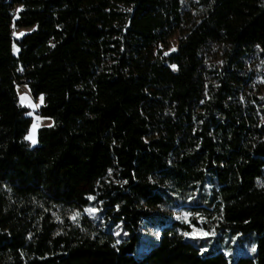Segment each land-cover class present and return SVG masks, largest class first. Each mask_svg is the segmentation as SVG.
I'll list each match as a JSON object with an SVG mask.
<instances>
[{
	"label": "trees",
	"instance_id": "obj_1",
	"mask_svg": "<svg viewBox=\"0 0 264 264\" xmlns=\"http://www.w3.org/2000/svg\"><path fill=\"white\" fill-rule=\"evenodd\" d=\"M260 60L264 0H0V264H264Z\"/></svg>",
	"mask_w": 264,
	"mask_h": 264
},
{
	"label": "rangeland",
	"instance_id": "obj_2",
	"mask_svg": "<svg viewBox=\"0 0 264 264\" xmlns=\"http://www.w3.org/2000/svg\"><path fill=\"white\" fill-rule=\"evenodd\" d=\"M28 31L29 30H21L20 29V30H17L16 35H21V33H25ZM178 46H179V38H178V36H176V37L172 38L171 40H169L167 43L157 46L156 49H161V50H163L164 53H170L173 51V49L176 50L178 48ZM18 53H19V48L16 45H14V54L17 55ZM252 66H253L252 68L253 69L255 68L254 69L255 72L258 74V76L255 80V83L253 85V94H257L260 97H264V60H260L259 62L254 63ZM17 92H18L21 104H23L24 106L28 107L31 110L30 116H32L34 118V120L39 119L41 121V125H40L41 127L39 128L37 126L35 129L36 143L33 144L31 142V140L28 139V141L32 144V146L36 147L39 145V141H38L39 129H41L43 127L52 126L53 121L51 124H48V120L46 118H44V117L38 118L36 116V114H35L36 109H38L41 106V104H43V101L41 102V97L38 99L34 98L27 85H25V84L24 85H18ZM22 97H27V100L22 102V100H21ZM31 105H35V107H33ZM33 126L30 130L29 135H31L33 132ZM167 211L170 214H172L175 219L184 220L186 222H189L190 215L188 213H186L182 210H167ZM203 234L204 233L202 230L194 229V231H193V235H203ZM251 237H244V236L234 237L232 242L226 248L227 255L232 256V257H236L240 254H243L244 252H248V255H252L253 253H255V251L257 249V242L255 241L254 238H251Z\"/></svg>",
	"mask_w": 264,
	"mask_h": 264
},
{
	"label": "snow or ice",
	"instance_id": "obj_3",
	"mask_svg": "<svg viewBox=\"0 0 264 264\" xmlns=\"http://www.w3.org/2000/svg\"><path fill=\"white\" fill-rule=\"evenodd\" d=\"M21 35H23V33H21ZM174 50H175V49H173V51H174ZM166 54H167V53H166ZM21 100H22V102H24L25 100H27V97H22ZM42 101H43V98L41 97V102H42ZM31 106L35 107V105H31ZM35 129H36V125L33 126V132H32V134L29 135V136L27 137V139L31 140V142H32L33 144L36 143V139H35ZM87 211H89V212H94L95 209H88ZM76 215H79V214L77 213ZM73 219H76V216H73ZM253 250H254V249H253Z\"/></svg>",
	"mask_w": 264,
	"mask_h": 264
},
{
	"label": "built area",
	"instance_id": "obj_4",
	"mask_svg": "<svg viewBox=\"0 0 264 264\" xmlns=\"http://www.w3.org/2000/svg\"><path fill=\"white\" fill-rule=\"evenodd\" d=\"M17 12H18V8L16 7V8L13 9V14H17ZM35 114H36V116L38 118L40 117L39 116V109H36ZM33 125H36V127L40 126L41 125V121L39 119L38 120H34V124Z\"/></svg>",
	"mask_w": 264,
	"mask_h": 264
},
{
	"label": "crops",
	"instance_id": "obj_5",
	"mask_svg": "<svg viewBox=\"0 0 264 264\" xmlns=\"http://www.w3.org/2000/svg\"><path fill=\"white\" fill-rule=\"evenodd\" d=\"M42 105H43V104H41V106H42ZM41 106H40V107H41ZM40 107H39V108H40ZM47 120H48V124H51L52 121H53L52 119H47ZM38 127L40 128L41 126H38Z\"/></svg>",
	"mask_w": 264,
	"mask_h": 264
}]
</instances>
